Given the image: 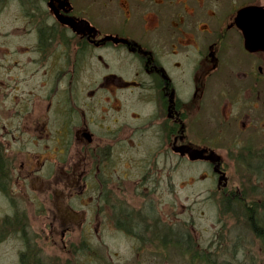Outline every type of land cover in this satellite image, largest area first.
Listing matches in <instances>:
<instances>
[{
  "label": "flooded vegetation",
  "instance_id": "flooded-vegetation-1",
  "mask_svg": "<svg viewBox=\"0 0 264 264\" xmlns=\"http://www.w3.org/2000/svg\"><path fill=\"white\" fill-rule=\"evenodd\" d=\"M13 2L17 17L28 21L24 33L30 41L15 44L10 51L14 58L7 68V48L0 43L4 56L0 91L7 90L15 99L11 132L0 126V245L12 227L24 245L15 253V264H54L52 256L41 255L37 249L36 231L27 229L32 219L27 205L35 210L38 194L56 192L60 202L52 201L53 209L43 207L44 212L48 208L51 225H67L73 220L85 228L102 216L101 224L112 221L141 242L149 237L165 242L163 229L150 234L160 220L155 215V200L135 206L110 195L116 191L156 192L162 185L159 178L155 184L153 174L147 171L152 155L155 167L157 161L162 169L167 162L169 168L175 167L182 160L191 161L181 151L185 147L200 150L205 158L195 161L208 163L219 176L214 172L216 164L209 159L219 136L213 134L215 112L230 135L238 128L251 142L260 137L264 128L260 113L264 109V49L255 43V50L250 51L246 43L250 39L247 32H256L258 18L264 22V0ZM242 10L246 11L237 19ZM254 40L261 45V37L254 35ZM28 53L31 55L22 65L30 68L21 66V56ZM27 69L31 76L41 71L46 83L41 82V87H48L41 126L30 118L22 122V115L34 112L37 98L30 89L26 93L29 105H23L20 83ZM7 81L16 84L7 88L3 85ZM123 109L129 114L126 123L111 115ZM203 125L209 128L202 130ZM127 129L129 138L117 137L119 131ZM7 135L15 142L26 135L33 144L45 135L46 153L41 158L30 153L21 159V148L6 145ZM73 140L86 149L97 140V147H93L96 167L84 154L76 166L69 161ZM121 144H129L124 148L128 158L116 155ZM140 144L145 149L135 158L131 148L138 150ZM19 193L24 194L22 201ZM65 193L70 194L68 202ZM83 236H87L85 232Z\"/></svg>",
  "mask_w": 264,
  "mask_h": 264
},
{
  "label": "rangeland",
  "instance_id": "rangeland-1",
  "mask_svg": "<svg viewBox=\"0 0 264 264\" xmlns=\"http://www.w3.org/2000/svg\"><path fill=\"white\" fill-rule=\"evenodd\" d=\"M27 22V20L17 17V9L13 0L0 1V43H5V48H10L4 51L5 68L8 63L12 64L11 61L14 58L12 48L15 47V44L20 41L22 45H25L30 41V36L24 33V28L28 25ZM30 55L28 53L27 56H21V66L30 68V66L22 65L27 63ZM3 58L0 50V64ZM22 76L20 85L22 86L23 105H29L26 93L30 89H34L37 95L36 100L33 101L34 112L22 115V122L30 118L34 122L38 121V125L42 124V117L44 116L43 119L46 117L44 111L48 104L46 97L49 95L47 85L41 87V82L46 84L45 76L41 75V71L31 76L28 69L23 72ZM13 84H16V81H7L3 85L9 88ZM13 96V94L9 95L7 90L5 93L0 91V126H7L6 131L9 132L15 123V99ZM123 98L125 99V97ZM123 105L126 106L124 101ZM125 109L117 114L111 113V115L126 123L129 121V114ZM260 113L262 114L263 128V108ZM203 126L202 130L209 128V125ZM212 127L213 134H219L218 140L211 146L214 150L213 155L219 157V165L224 168V171L222 169L221 172L220 166H216L217 171L214 170V172L219 176L214 175L208 163L195 160H182L178 166L170 168L169 162H167L163 169L161 162L157 161L158 167H155V157L152 155L151 159L153 160L149 162L147 171L153 174L155 184L158 178L161 179L162 187L156 192L123 193L116 191L110 195L112 198L116 196L130 201L135 206L141 205L148 199L155 200V215L160 219L157 220L160 226L155 225L157 228H152L150 234H156L159 229H163L166 233L165 242L157 239L160 237H149V240L141 242L138 237L127 235L121 231L112 221L104 225L101 224L103 223L102 216H97L95 221L98 223L86 225L85 228L73 220L67 225H61L58 222L51 225L46 214L48 208L53 209V206H50L54 205L51 203L52 201L55 202L57 199V202H60L61 200L60 194L56 192L55 194H38L39 207L35 210L27 205V213L32 216L31 225H28L27 229L31 230L32 227V232L36 231L37 249L41 255L52 256L54 264H264L262 241L250 232L246 225V219L242 215L245 203L250 204L252 201H256L261 206L264 204V175L258 178L259 172L256 169V165H258L256 160H264V128L260 131V137L253 142L244 139L245 137L249 138L246 133H240V129L233 128L231 135L236 143L222 125L221 115L217 112L213 114ZM39 136H41L40 133ZM26 137L25 135L22 140L15 142L11 136L7 135L6 145L9 143L11 147L17 145V148H21V159L30 153H37L41 158L46 153L47 146L43 144H47V137L44 135L34 144ZM117 137L129 138V129L119 131ZM136 139L139 138H135L134 141ZM96 142L97 140L86 149L77 146L73 140L75 144L70 146L69 161L71 160L76 166L77 159L84 154L91 166L96 167L98 159L94 155L97 152L93 150V147H97ZM195 143L201 145L200 142ZM129 144H121L116 148V155L119 158H128L124 148ZM142 144L146 145V141H143ZM136 148L138 150L131 148V154L135 158L142 153L145 146L140 144ZM11 153L9 151L8 154ZM56 155V153H52V156ZM24 159H27V156ZM212 162L217 164L215 161ZM126 164L125 161L122 163L124 166ZM119 166L117 169L122 168ZM157 169H162L161 173L157 172ZM207 175L208 178H205ZM19 195L22 201L24 194H17V196ZM68 195L70 196L65 193L64 196L67 202ZM236 195L241 197L242 201L245 197L246 202L231 206V203L224 202L222 197ZM160 200L162 203L158 205ZM45 205L48 208H45L44 212ZM229 209L236 212L233 213ZM75 211L77 214L79 213L77 208ZM91 212L95 213L93 210ZM77 214L73 216V219L77 218ZM12 230V227H8L10 235L4 237V242L0 245L2 264H15L16 251L24 247L22 241L16 238L18 233L12 232ZM84 232L86 237L83 236ZM79 253H84L85 256L81 257Z\"/></svg>",
  "mask_w": 264,
  "mask_h": 264
},
{
  "label": "trees",
  "instance_id": "trees-1",
  "mask_svg": "<svg viewBox=\"0 0 264 264\" xmlns=\"http://www.w3.org/2000/svg\"><path fill=\"white\" fill-rule=\"evenodd\" d=\"M244 159V158H242ZM246 159V158H245ZM258 162V165H256V169L259 172L258 178L264 175V162L261 163L264 160H256ZM261 161V162H260ZM224 202L231 203V206L238 203H245L246 198L239 197L238 195L232 197V196H222ZM232 208V207H231ZM230 211H233L229 209ZM236 211H233L235 213ZM244 219H246V225L250 232L255 236L260 238L262 241L263 247H264V204L261 206L257 204L256 201H252L250 204H244L243 214Z\"/></svg>",
  "mask_w": 264,
  "mask_h": 264
},
{
  "label": "water",
  "instance_id": "water-1",
  "mask_svg": "<svg viewBox=\"0 0 264 264\" xmlns=\"http://www.w3.org/2000/svg\"><path fill=\"white\" fill-rule=\"evenodd\" d=\"M246 10H242V12H240L238 14V17L237 19H239V17L245 12ZM258 20H260L259 23H257V28H256V32L255 33H251V32H247V36H249V41L246 43V48L250 51H254L255 48H254V44H258V47L257 48H261V49H264V22H263V18H258ZM254 35H257L259 37L262 38V41H261V45H259V41H256L254 40ZM182 153H187L188 156H189V159L190 160H196V159H199V158H205L203 155H202V152L200 150H193V149H190V148H182L181 149ZM209 159H211L212 161H215L217 162L216 166L219 165V157L217 155H213L211 157H209ZM215 166V171H217V168Z\"/></svg>",
  "mask_w": 264,
  "mask_h": 264
}]
</instances>
